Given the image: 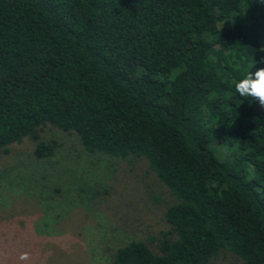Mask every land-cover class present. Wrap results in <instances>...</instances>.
<instances>
[{"label": "trees", "instance_id": "trees-1", "mask_svg": "<svg viewBox=\"0 0 264 264\" xmlns=\"http://www.w3.org/2000/svg\"><path fill=\"white\" fill-rule=\"evenodd\" d=\"M259 68L264 0H0V153L26 140L49 165L50 129L90 166L145 162L164 229L107 264H264V107L234 86ZM88 177L66 206L106 193Z\"/></svg>", "mask_w": 264, "mask_h": 264}, {"label": "rangeland", "instance_id": "rangeland-1", "mask_svg": "<svg viewBox=\"0 0 264 264\" xmlns=\"http://www.w3.org/2000/svg\"><path fill=\"white\" fill-rule=\"evenodd\" d=\"M41 135L59 143L49 165L32 160L26 140L0 153V264H107L106 252L121 235L143 238L164 229L162 211L171 199L145 174V162L90 166L72 136L50 129ZM84 162L85 173L80 174L76 170ZM71 175L85 181L94 177L106 193L93 198L88 210L66 206L76 194L70 189ZM54 185L61 186L60 197L49 199ZM23 253L28 260L19 259ZM212 264L239 263L225 256Z\"/></svg>", "mask_w": 264, "mask_h": 264}, {"label": "clouds", "instance_id": "clouds-1", "mask_svg": "<svg viewBox=\"0 0 264 264\" xmlns=\"http://www.w3.org/2000/svg\"><path fill=\"white\" fill-rule=\"evenodd\" d=\"M234 86L240 96H250L258 100L261 107H264V68H259L254 73L247 72L242 80L234 81ZM19 259L28 260L29 254L23 253Z\"/></svg>", "mask_w": 264, "mask_h": 264}]
</instances>
